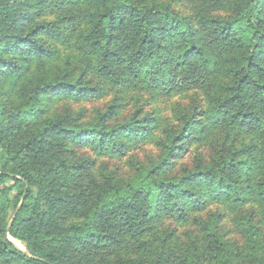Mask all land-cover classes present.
Instances as JSON below:
<instances>
[{
	"label": "trees",
	"instance_id": "1",
	"mask_svg": "<svg viewBox=\"0 0 264 264\" xmlns=\"http://www.w3.org/2000/svg\"><path fill=\"white\" fill-rule=\"evenodd\" d=\"M0 264H264V0H0Z\"/></svg>",
	"mask_w": 264,
	"mask_h": 264
},
{
	"label": "rangeland",
	"instance_id": "2",
	"mask_svg": "<svg viewBox=\"0 0 264 264\" xmlns=\"http://www.w3.org/2000/svg\"><path fill=\"white\" fill-rule=\"evenodd\" d=\"M114 97L113 93H109V95H105L102 97H90L89 99L83 100V101H77L76 103H72V105L75 108L79 107H85L89 113L93 112L94 109L98 106H103L105 104H108ZM192 97L191 94H179V95H173L169 97H152L150 93L146 92L142 96V100L139 102V105H143V110L148 111H155L156 115H161L163 125L168 124L171 121L172 115L174 114V109L176 106H179L180 104H187V106L192 104ZM123 107L121 110H119L118 115L116 116L118 120H123L125 117L130 116L131 113L134 112L136 108V101L132 97L131 94L128 95V97L123 102ZM155 133H159V130H157ZM195 150V146H192L189 148V151L186 152L179 160L178 167L180 168L185 163H190L192 161V154ZM83 151L88 152V154L93 155V158H96V165L101 164H107L112 168H117L119 173L121 175H126L128 172H130V167L128 160L137 157L140 160H145L146 157L150 154H156L158 153V149L155 147L153 142H149L147 144L139 145L137 148H134L130 150L125 156L123 157H108V156H95L92 154L89 148H84ZM213 210H221L225 213L226 217L223 222V226H225V230L229 232V234L232 232L234 237H238V235L233 230V221H232V213L228 209H226L224 206L214 203L211 204L206 210L203 212L197 213V214H203L207 215L209 212ZM196 214V213H194ZM196 214V215H197ZM188 228L183 227L180 228L181 231H184ZM231 231V232H230ZM18 245L24 248V245L19 242L15 241Z\"/></svg>",
	"mask_w": 264,
	"mask_h": 264
}]
</instances>
